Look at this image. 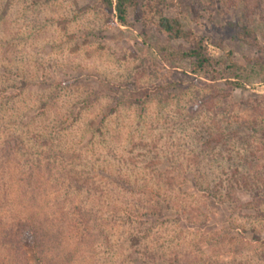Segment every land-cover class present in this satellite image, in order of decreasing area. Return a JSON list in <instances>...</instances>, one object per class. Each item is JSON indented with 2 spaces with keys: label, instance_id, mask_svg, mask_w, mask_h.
I'll list each match as a JSON object with an SVG mask.
<instances>
[{
  "label": "rangeland",
  "instance_id": "obj_1",
  "mask_svg": "<svg viewBox=\"0 0 264 264\" xmlns=\"http://www.w3.org/2000/svg\"><path fill=\"white\" fill-rule=\"evenodd\" d=\"M154 1L0 0V264H264V9Z\"/></svg>",
  "mask_w": 264,
  "mask_h": 264
},
{
  "label": "trees",
  "instance_id": "obj_2",
  "mask_svg": "<svg viewBox=\"0 0 264 264\" xmlns=\"http://www.w3.org/2000/svg\"><path fill=\"white\" fill-rule=\"evenodd\" d=\"M245 1H247L246 4H251L254 0ZM256 2L259 3V10L264 9V0H255V4ZM101 3L107 8V10L114 12V16L120 24H127V16L130 8L134 5V0H101ZM151 8L154 15V23L158 32L165 33L170 39H189V34L183 29L180 20L177 17L166 16L160 10V0L154 1ZM236 36L241 40L249 41L251 43L256 40L255 34L245 27H242L241 30L237 31ZM181 55L186 58H193L195 68H201L203 64L209 63L210 61L208 57L201 53L198 43L195 44L194 47L183 51ZM226 82L229 85V88H232L233 86H241L237 81L226 80ZM262 100L264 103V96L262 97ZM243 183L245 184V182ZM234 184L236 185V183Z\"/></svg>",
  "mask_w": 264,
  "mask_h": 264
}]
</instances>
